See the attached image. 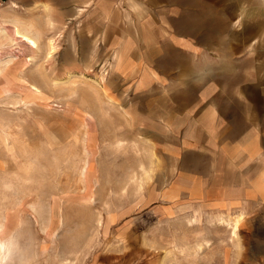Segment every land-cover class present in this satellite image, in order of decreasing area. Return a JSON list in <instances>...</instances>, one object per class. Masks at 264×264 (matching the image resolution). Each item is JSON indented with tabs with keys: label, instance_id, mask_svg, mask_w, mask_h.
<instances>
[{
	"label": "rangeland",
	"instance_id": "rangeland-1",
	"mask_svg": "<svg viewBox=\"0 0 264 264\" xmlns=\"http://www.w3.org/2000/svg\"><path fill=\"white\" fill-rule=\"evenodd\" d=\"M129 1L0 0V264H264V198L181 120L249 71L264 0Z\"/></svg>",
	"mask_w": 264,
	"mask_h": 264
},
{
	"label": "crops",
	"instance_id": "crops-1",
	"mask_svg": "<svg viewBox=\"0 0 264 264\" xmlns=\"http://www.w3.org/2000/svg\"><path fill=\"white\" fill-rule=\"evenodd\" d=\"M30 1L32 4L47 2V0ZM147 1L157 2L154 0H133L137 4ZM175 1L180 3L186 1V4H191L193 0L189 2L188 0ZM196 1L200 4L198 10H209L206 5L211 0ZM67 2L80 5H97L99 11H105L114 3H128L130 1L67 0ZM202 4L205 5L201 6ZM195 7L198 6L196 5ZM263 27L264 23L262 22L259 26L257 24L256 27H251V30L247 31L246 34H257ZM176 32L178 33L177 30ZM185 32L188 34L189 29ZM191 35L193 34L191 33ZM250 46L253 47V44ZM238 47L241 48L240 45ZM239 50L237 49V52ZM255 51L260 54L249 57L250 66L248 72L237 66L235 91L231 93L207 92L192 94L193 96L195 95L194 101L185 104L186 110L190 111L198 108L204 114L200 118L196 117L195 119L186 114L181 117V120L182 122L185 120L186 124H191L192 122L197 126L202 124L200 128H194L201 134L195 135L193 141L186 145L192 148L205 146L213 151L217 148L218 153L227 159L235 157L236 161L234 162L237 164V196L247 195L250 192L254 196L264 198V46L263 49H255ZM251 52L253 51L251 50ZM185 95L187 96L186 100H188L189 95ZM207 97L214 101L229 99L233 102L229 103V107H226L225 103L204 102ZM170 120L173 124L178 125L179 123L178 115L172 114ZM232 125L237 127L236 132L229 130ZM201 179L203 181L211 180L209 176H204ZM210 186L208 184L207 188L209 189ZM190 192L192 193V191ZM209 194L210 192L207 191L203 193V195Z\"/></svg>",
	"mask_w": 264,
	"mask_h": 264
},
{
	"label": "bare ground",
	"instance_id": "bare-ground-1",
	"mask_svg": "<svg viewBox=\"0 0 264 264\" xmlns=\"http://www.w3.org/2000/svg\"><path fill=\"white\" fill-rule=\"evenodd\" d=\"M173 1L172 0H169V3H172ZM184 3L186 4L187 2L184 1ZM141 7V6H140ZM134 8V7H133ZM105 33V32H104ZM104 35V34H103ZM190 35V34H188ZM16 36L19 37L23 42H25L28 46H30L31 48H34V49H37L38 48V44L36 42V40L29 36V34L27 32H21L19 30H16ZM138 36V35H137ZM139 37V36H138ZM105 38V37H104ZM141 38V37H140ZM52 42V41H51ZM141 43V42H140ZM54 45V44H53ZM52 46V45H51ZM119 52V51H118ZM115 60H116V63L119 64L121 62V57L118 56V54H115ZM26 84H28L27 81H24ZM28 86L30 87V91L33 95H36V96H39L41 94V90H39L37 87H35L34 85H30L28 84ZM231 129V128H230ZM229 129V130H230ZM7 222V221H6ZM6 249V246L5 244H1L0 245V251L1 253H5L7 252Z\"/></svg>",
	"mask_w": 264,
	"mask_h": 264
}]
</instances>
